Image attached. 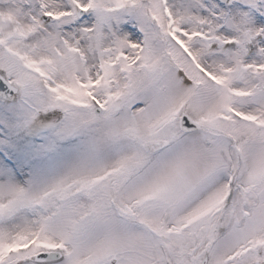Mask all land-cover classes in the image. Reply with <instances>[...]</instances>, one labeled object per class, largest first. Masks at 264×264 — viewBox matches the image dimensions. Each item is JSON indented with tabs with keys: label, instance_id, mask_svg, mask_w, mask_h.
I'll return each mask as SVG.
<instances>
[{
	"label": "rangeland",
	"instance_id": "rangeland-1",
	"mask_svg": "<svg viewBox=\"0 0 264 264\" xmlns=\"http://www.w3.org/2000/svg\"><path fill=\"white\" fill-rule=\"evenodd\" d=\"M0 72V260L264 261V0H0Z\"/></svg>",
	"mask_w": 264,
	"mask_h": 264
},
{
	"label": "water",
	"instance_id": "water-1",
	"mask_svg": "<svg viewBox=\"0 0 264 264\" xmlns=\"http://www.w3.org/2000/svg\"><path fill=\"white\" fill-rule=\"evenodd\" d=\"M0 85L8 86L5 81L0 78ZM1 87V86H0ZM181 127L185 132H191L198 130L199 126L195 124L188 116H184L181 119ZM55 257V254L43 253L39 255V258Z\"/></svg>",
	"mask_w": 264,
	"mask_h": 264
}]
</instances>
